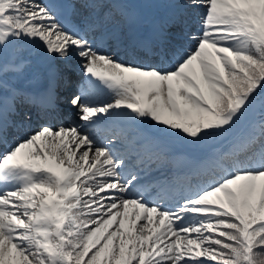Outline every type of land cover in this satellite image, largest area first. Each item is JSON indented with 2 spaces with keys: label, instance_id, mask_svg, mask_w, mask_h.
Instances as JSON below:
<instances>
[{
  "label": "snow or ice",
  "instance_id": "1",
  "mask_svg": "<svg viewBox=\"0 0 264 264\" xmlns=\"http://www.w3.org/2000/svg\"><path fill=\"white\" fill-rule=\"evenodd\" d=\"M0 264H264V0H0Z\"/></svg>",
  "mask_w": 264,
  "mask_h": 264
},
{
  "label": "rangeland",
  "instance_id": "2",
  "mask_svg": "<svg viewBox=\"0 0 264 264\" xmlns=\"http://www.w3.org/2000/svg\"><path fill=\"white\" fill-rule=\"evenodd\" d=\"M66 114H67L66 117H62L61 118V120H63V122L66 125L70 124L71 122H77V123L79 122L78 119H77V117H76V115H75V111L74 110L69 111ZM122 127H126V126H122ZM97 132H99V130ZM130 136H131V134H129L128 140H130ZM102 137H104V136H102V135L101 136H98V138H102ZM127 144H128V142L125 141L123 147L126 150L129 151V155L131 157L132 154L134 153V151L132 150L131 147H130L131 149L129 147H127L126 146ZM209 151L210 150H208V152ZM204 153H205V151L202 152V153H200V155L203 156ZM131 159H132V157H131ZM141 161H142V163H141ZM132 163L135 164L137 167L142 168L143 171H146V172H150L151 173V175H148V176L145 177L144 183L148 184L147 186L149 187V189L152 192H153V187H155V184L152 183V182H150V181H148L147 179H150L151 176H153L155 179H157V182L158 183H162L163 180L166 179L169 176V174L164 173L165 170H163V167H167V166L180 167V166H183L184 165V164L177 163L175 161L171 165H161V164L157 163L156 161H154V157L151 158V156H147V155H145L142 159H139V161H133Z\"/></svg>",
  "mask_w": 264,
  "mask_h": 264
}]
</instances>
